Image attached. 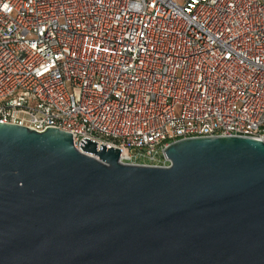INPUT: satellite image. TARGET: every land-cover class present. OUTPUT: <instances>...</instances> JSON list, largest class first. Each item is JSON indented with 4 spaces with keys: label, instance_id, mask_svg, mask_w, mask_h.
I'll return each instance as SVG.
<instances>
[{
    "label": "built area",
    "instance_id": "built-area-1",
    "mask_svg": "<svg viewBox=\"0 0 264 264\" xmlns=\"http://www.w3.org/2000/svg\"><path fill=\"white\" fill-rule=\"evenodd\" d=\"M0 123L137 166L190 139L264 142V0H0Z\"/></svg>",
    "mask_w": 264,
    "mask_h": 264
},
{
    "label": "water",
    "instance_id": "water-1",
    "mask_svg": "<svg viewBox=\"0 0 264 264\" xmlns=\"http://www.w3.org/2000/svg\"><path fill=\"white\" fill-rule=\"evenodd\" d=\"M0 123V264H264V142L190 139L168 167Z\"/></svg>",
    "mask_w": 264,
    "mask_h": 264
}]
</instances>
